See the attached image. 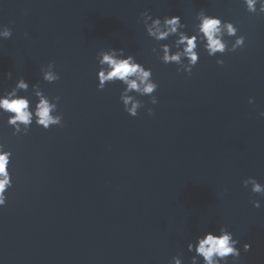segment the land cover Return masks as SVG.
<instances>
[{"label": "water", "instance_id": "1", "mask_svg": "<svg viewBox=\"0 0 264 264\" xmlns=\"http://www.w3.org/2000/svg\"><path fill=\"white\" fill-rule=\"evenodd\" d=\"M201 9L236 24L246 43L216 57L201 47L189 75L152 52L140 14L179 15L192 34ZM0 26L13 31L0 39V94L24 77L60 96L63 115L62 127L34 123L19 136L0 116L13 152L0 264H170L177 255L191 264L188 243L224 225L241 242L240 264H264V196L243 184H264V14L243 0H0ZM225 38L230 48L235 37ZM111 47L159 84L158 104L138 96L136 117L120 82L97 87V54ZM51 61L54 83L41 72Z\"/></svg>", "mask_w": 264, "mask_h": 264}, {"label": "clouds", "instance_id": "2", "mask_svg": "<svg viewBox=\"0 0 264 264\" xmlns=\"http://www.w3.org/2000/svg\"><path fill=\"white\" fill-rule=\"evenodd\" d=\"M246 10L252 14H264V0H243ZM143 25L147 35L154 39L158 47H153L152 52L164 64H176L178 72H186L191 75L193 68L199 63L202 47L211 57L217 54H225L229 51L236 52L245 46L246 37L238 35L239 29L231 21H225L220 16L208 14L205 9L196 13V21L192 34L186 30L187 25L179 15L153 17L149 10L141 14ZM13 31L8 26H0V39H8ZM27 35V34H26ZM175 37L173 43H161ZM225 37H235L231 42ZM175 48V51L173 49ZM162 53V54H161ZM99 65L97 72L98 89L103 90L110 83L120 82L123 85L120 93V100L123 103L124 111L132 117L140 114V109L145 108V103L138 99V96H149L151 105H157L159 100L155 95L159 84L154 79L153 70L139 62L135 55L127 52L125 48H108L98 52L96 57ZM216 63L224 65L225 61L217 58ZM43 80L54 83L61 79L56 71L55 61L47 66H41ZM8 79L12 78L9 72ZM32 91L28 95L29 88ZM33 97L36 102L33 105ZM61 97H49L41 88L39 83L30 86L28 80L20 77L11 90L0 94V116L7 115V124L14 131V136L27 135L31 126L35 123L45 130L52 126H63V115L59 113ZM253 103V98H249ZM148 115L154 114L152 107H147ZM264 116V113H261ZM13 152L6 147L3 137H0V207L7 204L8 190L13 186L11 172ZM247 188L251 186V192L264 196V184L255 177H249L243 181ZM256 208L261 207L259 200H254ZM240 240L229 230L227 225L221 226L218 231H206L199 235L195 241L189 242L187 249L194 253L191 257V264H240L241 248ZM252 248L251 243L243 244V251L248 252ZM170 264H184L180 255L174 256Z\"/></svg>", "mask_w": 264, "mask_h": 264}]
</instances>
